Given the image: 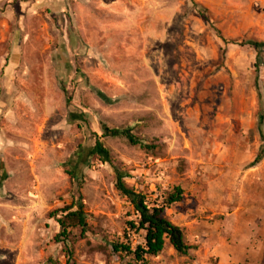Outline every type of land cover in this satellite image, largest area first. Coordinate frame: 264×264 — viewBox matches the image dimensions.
I'll return each instance as SVG.
<instances>
[{
	"label": "rangeland",
	"instance_id": "1",
	"mask_svg": "<svg viewBox=\"0 0 264 264\" xmlns=\"http://www.w3.org/2000/svg\"><path fill=\"white\" fill-rule=\"evenodd\" d=\"M251 39L264 0H0V264H67L51 214L79 199L89 230L70 264H129L110 247L134 218L118 171L153 197L179 184L182 202H249L257 83L264 100ZM94 134L110 162L92 156Z\"/></svg>",
	"mask_w": 264,
	"mask_h": 264
},
{
	"label": "trees",
	"instance_id": "2",
	"mask_svg": "<svg viewBox=\"0 0 264 264\" xmlns=\"http://www.w3.org/2000/svg\"><path fill=\"white\" fill-rule=\"evenodd\" d=\"M194 4L200 10L198 4ZM68 15L72 22L71 13L69 12ZM222 39L226 42L225 38L222 37ZM246 44L250 45L256 52L254 66L257 83L261 65H264V39H251ZM256 88L261 109L259 114L261 147L251 163L252 166L257 165L264 159V100L258 83L256 84ZM97 93L104 101H111L102 92L97 91ZM80 117L85 124H88L83 114H80ZM79 127L82 128L81 125ZM102 137L125 138L131 145H138L147 151L155 150L158 147L157 144L146 142V140L138 137L129 128L104 127ZM94 138L95 142L91 150L92 156H98L102 162H110L109 149L103 145L101 138L97 137L96 134H94ZM124 178V174L118 171L116 188L123 197L127 198L132 206L134 218L126 222L123 239L110 243L113 253L128 259L129 264H149V258L160 254L167 245L172 247L177 254L188 256L193 246L187 241L184 229L176 225L167 216L168 209L176 203L183 201L185 196L184 188L179 184L173 185L169 190L163 191L160 196L153 197L152 193L139 191L128 186ZM59 212L62 213L60 216H58ZM51 215L55 217L60 228L56 239L67 252L69 260L67 264H70L73 254L71 243L73 238H75L74 232L77 231L81 236H84L89 230L85 206L81 199H79L73 205L55 211ZM133 234L141 239L137 244L132 242ZM51 264L58 263L51 261Z\"/></svg>",
	"mask_w": 264,
	"mask_h": 264
},
{
	"label": "crops",
	"instance_id": "3",
	"mask_svg": "<svg viewBox=\"0 0 264 264\" xmlns=\"http://www.w3.org/2000/svg\"><path fill=\"white\" fill-rule=\"evenodd\" d=\"M250 170L256 177L249 202H179L168 209L193 249L181 256L167 245L149 264H264V161Z\"/></svg>",
	"mask_w": 264,
	"mask_h": 264
}]
</instances>
